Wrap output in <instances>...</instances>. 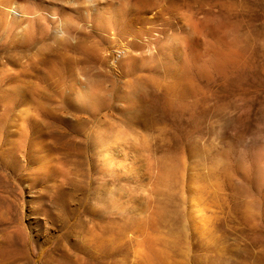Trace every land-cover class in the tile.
<instances>
[{"label": "rangeland", "instance_id": "1", "mask_svg": "<svg viewBox=\"0 0 264 264\" xmlns=\"http://www.w3.org/2000/svg\"><path fill=\"white\" fill-rule=\"evenodd\" d=\"M263 34L264 0H0V264H264Z\"/></svg>", "mask_w": 264, "mask_h": 264}, {"label": "bare ground", "instance_id": "2", "mask_svg": "<svg viewBox=\"0 0 264 264\" xmlns=\"http://www.w3.org/2000/svg\"><path fill=\"white\" fill-rule=\"evenodd\" d=\"M260 29H262V27H260ZM258 32H260L261 33V31L260 30H258ZM262 33H263V30H262ZM259 34V33H258ZM264 35V34H263ZM262 35V36H263ZM264 37V36H263ZM242 38H244V35L243 34H240V38H238V40L240 41ZM247 40V39H246ZM42 116V115H41Z\"/></svg>", "mask_w": 264, "mask_h": 264}]
</instances>
